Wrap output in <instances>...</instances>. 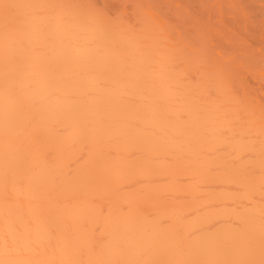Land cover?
<instances>
[{"label": "bare ground", "instance_id": "6f19581e", "mask_svg": "<svg viewBox=\"0 0 264 264\" xmlns=\"http://www.w3.org/2000/svg\"><path fill=\"white\" fill-rule=\"evenodd\" d=\"M0 264H264V0H0Z\"/></svg>", "mask_w": 264, "mask_h": 264}]
</instances>
